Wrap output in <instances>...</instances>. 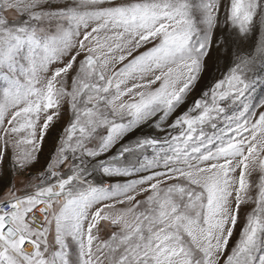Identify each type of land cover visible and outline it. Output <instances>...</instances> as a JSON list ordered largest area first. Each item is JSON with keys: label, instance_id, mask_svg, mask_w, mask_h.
<instances>
[{"label": "snow or ice", "instance_id": "6c2138e0", "mask_svg": "<svg viewBox=\"0 0 264 264\" xmlns=\"http://www.w3.org/2000/svg\"><path fill=\"white\" fill-rule=\"evenodd\" d=\"M0 264H264V0H0Z\"/></svg>", "mask_w": 264, "mask_h": 264}, {"label": "rangeland", "instance_id": "374dc122", "mask_svg": "<svg viewBox=\"0 0 264 264\" xmlns=\"http://www.w3.org/2000/svg\"><path fill=\"white\" fill-rule=\"evenodd\" d=\"M257 36H258V33H257ZM220 63H222V61ZM216 67H217V63L215 60V54H213V58L209 61V73H206L204 79L201 81L200 86L197 89L198 92L210 83L211 76L216 74ZM257 92L259 93V90H257ZM144 133L154 134V130L150 128H145ZM144 133H140L139 130H137L136 134L140 135ZM47 149H48V146L46 145L45 147L46 152H47Z\"/></svg>", "mask_w": 264, "mask_h": 264}]
</instances>
